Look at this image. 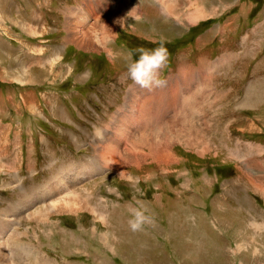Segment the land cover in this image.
<instances>
[{"label":"rangeland","instance_id":"rangeland-1","mask_svg":"<svg viewBox=\"0 0 264 264\" xmlns=\"http://www.w3.org/2000/svg\"><path fill=\"white\" fill-rule=\"evenodd\" d=\"M102 1L0 0V241L46 264H264V0H112L90 16ZM160 41L166 83L141 88L126 54ZM60 181L79 212L38 223ZM132 208L154 223L133 232Z\"/></svg>","mask_w":264,"mask_h":264},{"label":"clouds","instance_id":"clouds-1","mask_svg":"<svg viewBox=\"0 0 264 264\" xmlns=\"http://www.w3.org/2000/svg\"><path fill=\"white\" fill-rule=\"evenodd\" d=\"M139 53L138 58L133 60V52L128 51L126 60L128 77L141 88L151 90L153 87H161L166 82L161 78V71L167 66L168 49L165 47L164 41H160L159 47L154 49L139 48L136 50ZM131 219L128 224L133 232L141 231L145 225H152L153 218L146 215L145 208L130 209Z\"/></svg>","mask_w":264,"mask_h":264},{"label":"bare ground","instance_id":"bare-ground-1","mask_svg":"<svg viewBox=\"0 0 264 264\" xmlns=\"http://www.w3.org/2000/svg\"><path fill=\"white\" fill-rule=\"evenodd\" d=\"M110 28V27H109ZM107 38L111 36L110 32L106 33ZM92 41V40H91ZM85 42V41H84ZM95 42V40H94ZM82 43V42H81ZM96 43V42H95ZM92 44V42H91ZM97 45V44H96ZM53 58V57H52ZM34 112V111H33ZM134 133V132H133ZM159 134V133H158ZM134 135V134H133ZM137 136V135H136ZM156 137V135H155ZM140 138L142 140H145L144 142H147V138L143 139V134L141 135L140 133ZM159 139V137H156ZM150 142V141H148ZM96 169H98L99 167H96V164H94ZM92 167V168H93ZM60 180V179H59ZM58 184V182H57ZM52 186V185H51ZM47 187V186H46ZM48 188V187H47ZM46 188V189H47ZM44 189V188H43ZM57 189V188H56ZM71 187L68 185V182H62L60 181L59 184V189H58V194H60V200L53 202L52 204H50L48 207H45L43 209V211H36L33 214V219H38V223L39 222H43V220L47 219L48 216H50L51 214H55V213H62V212H69L71 214H74L76 212H79L80 209V203H78L77 199L78 197L76 196V192L74 193L72 190H70ZM49 190V188H48ZM46 191V190H45ZM40 192V191H39ZM31 197H33V195H30ZM42 196V195H40ZM26 199L23 201L24 204L28 207L31 206L32 203V199H30L28 196L25 197ZM34 198V197H33ZM52 199V198H51ZM56 200V199H55ZM40 201V200H39ZM45 202V201H43ZM41 204V203H40ZM46 205V204H45ZM34 206V205H33ZM38 207V206H37ZM29 208V207H28ZM90 208V207H89ZM29 214V213H28ZM91 214L95 215L96 217L100 218V221L102 220V214L99 212H96V210L91 211ZM9 215V214H8ZM9 217V216H7ZM25 217V216H24ZM28 218V217H27ZM17 219V218H16ZM30 219V218H29ZM8 220V219H7ZM18 221V220H17ZM104 221V220H103ZM37 222V221H36ZM4 227V226H3ZM9 227V226H8ZM14 227V225L12 226V228ZM94 232V231H93ZM95 233V232H94ZM9 237V235H8ZM17 237V236H16ZM105 238V237H104ZM106 239V238H105ZM1 240V239H0ZM104 240V239H103ZM106 241V240H105ZM6 248L5 253H1V249ZM23 250V254L26 256H30V258H28L31 261V264H46L44 262V259L42 256H39L38 253H35L34 250L32 251V249H30L28 246L23 247L22 243H19L18 241L10 239L9 243L1 242L0 241V263L1 264H13V262L17 261V257H21L22 254H19L20 250ZM48 261V260H47ZM17 263H22V261H19ZM29 264V263H28Z\"/></svg>","mask_w":264,"mask_h":264},{"label":"crops","instance_id":"crops-1","mask_svg":"<svg viewBox=\"0 0 264 264\" xmlns=\"http://www.w3.org/2000/svg\"><path fill=\"white\" fill-rule=\"evenodd\" d=\"M18 1H19V0H13V3L15 4L16 8H18L19 12H20V13H23L24 10L22 11V6L19 5V4H18V5L16 4V2H18ZM24 1H28V3H26V5H27L28 8L30 7L29 10L26 8V9H27V10H26L27 12H29L30 9L35 10V5L33 4V0H24ZM111 1H112V0H105V1H102V6H101L100 9H94L92 6H91V9H90V6H89V9H90V10L88 9V11H89V13H90V16H91L92 14L96 13V12H100L101 10H103V7H104V6H107L108 8H110V7H111V4H112ZM28 5H29V6H28ZM0 7H1V5H0ZM85 10L87 11V9H85ZM2 13H3V12H2ZM2 15H3V14H2ZM95 18H96V17H95ZM95 18H94V19H95ZM111 18H112V17H111ZM97 19H98V18H96V20H97ZM108 19H110V18H108ZM15 23H16V22H15ZM17 23H19V22L17 21ZM19 24H20V23H19ZM110 24H111V23H110ZM112 24H113V23H112ZM19 26H20V25H19ZM112 26H114V25H112ZM112 26H111V27H112ZM115 26H116V25H115ZM104 28H109V27H108V25H107V27L105 26ZM115 28H116V27H115ZM24 29L27 30V31H29V29H28L27 27H25V26H24ZM94 31H95V30H94ZM101 34H102V36H100V37H101V41H102V40H104V38H105V37H104V30H102V31L99 32V35H101ZM97 35H98V33H97ZM93 36H94L93 38L96 37L95 34H93ZM105 39H106V38H105ZM93 42H94V41H93ZM94 43H95V42H94ZM91 45H92V44H91ZM95 46H96V43L93 44V47H95ZM22 56H23V55H22ZM24 59H26V58L24 57ZM31 59H33V57H32ZM72 66H73V65H72ZM73 69H74V67H73ZM83 72H84V76H85L86 74H88L85 70L82 71V69H81L79 72H76V73L73 74V75H74L73 79H74V80H79V79H77V75L80 74V73H83ZM87 78H88V76L86 75V77L84 78V80L87 79ZM47 94H48V96H52L53 98H54V96H55V95H54L55 93H54L53 91H52V92L50 91V92H48ZM47 94H46V95H47ZM37 97H38V96H37ZM55 99H56V96H55ZM38 100H39V97H38ZM57 100L61 101V99H60L58 96H57ZM40 101H41V98H40ZM41 102H42V101H41ZM31 104H32V102L29 103V105H31ZM32 105H33V104H32ZM26 108L29 109V106L27 105ZM61 109L65 112L66 115H68L67 113L69 112V110H68V108L66 107V103L64 104V102H63V105H62ZM66 111H67V112H66ZM66 115H65V122H66L67 120H69L68 117H66ZM70 117H71V120H72V115H70ZM67 122H68V121H67Z\"/></svg>","mask_w":264,"mask_h":264}]
</instances>
